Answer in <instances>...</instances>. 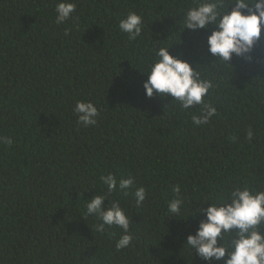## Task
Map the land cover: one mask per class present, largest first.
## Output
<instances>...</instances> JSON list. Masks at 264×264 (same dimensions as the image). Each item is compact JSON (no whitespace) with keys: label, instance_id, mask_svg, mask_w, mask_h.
Returning a JSON list of instances; mask_svg holds the SVG:
<instances>
[{"label":"trees","instance_id":"1","mask_svg":"<svg viewBox=\"0 0 264 264\" xmlns=\"http://www.w3.org/2000/svg\"><path fill=\"white\" fill-rule=\"evenodd\" d=\"M58 2L0 0V136L14 141L0 144V264H206L183 249L204 214L166 216L165 203L176 185L192 210L233 186L264 188V27L231 66L208 52L211 28L179 32L191 0H72L76 10L60 25ZM129 11L146 22L135 41L117 27ZM174 40L170 53L214 84L209 125L193 126L170 96L145 95L137 67ZM78 100L95 104V125L78 124ZM109 172L147 191L138 206L134 189L102 203L119 200L128 212L134 240L122 251L120 229L97 233L98 221L81 215Z\"/></svg>","mask_w":264,"mask_h":264},{"label":"clouds","instance_id":"2","mask_svg":"<svg viewBox=\"0 0 264 264\" xmlns=\"http://www.w3.org/2000/svg\"><path fill=\"white\" fill-rule=\"evenodd\" d=\"M75 10L72 0H59L55 6V23L60 25L69 20ZM181 13L179 32L184 29H212L207 35L208 52L223 65H231L227 62L233 55L245 57L251 53L264 27V0H191ZM145 23L141 14L129 11L119 19L117 27L121 33L127 34L129 41H135L142 37ZM178 42H181V37ZM178 42L174 40L171 44L154 47L143 70L129 62L147 74L143 88L148 98L170 96L171 103L175 102L176 107L190 115L193 126L209 125L217 115L216 105L208 99L214 84L202 78L197 70L198 64L193 67L188 60L170 53L172 45ZM73 112L78 124L84 127L95 125L100 115L90 100L76 101ZM255 137V130L249 127L246 139L251 142ZM13 142L9 136H0L2 145L11 146ZM100 181L104 186L103 193L87 200L81 215L86 220L92 217L98 221L95 224L97 233H104L113 226L120 229L115 249L125 250L132 246L134 240L128 212L119 200H110L106 210L102 208V203L113 193L122 192L128 196L129 190L134 189L131 195L138 206L147 197L146 188L136 186V178L132 175L118 179L109 172L101 175ZM172 191L175 197L166 200V216L187 221L189 216L195 218L198 212L204 214L195 233L189 232L183 242V249L191 257L195 253L206 264H213V261L264 264V188L252 189L247 184L233 186L227 194L203 198L212 202L207 208L195 205L194 210L190 209L186 197L181 195L179 185L173 186Z\"/></svg>","mask_w":264,"mask_h":264}]
</instances>
